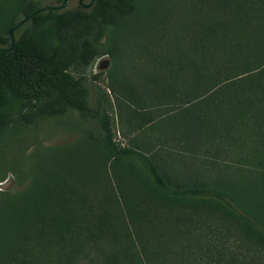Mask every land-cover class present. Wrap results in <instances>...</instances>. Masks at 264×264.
Returning <instances> with one entry per match:
<instances>
[{"label":"rangeland","instance_id":"rangeland-1","mask_svg":"<svg viewBox=\"0 0 264 264\" xmlns=\"http://www.w3.org/2000/svg\"><path fill=\"white\" fill-rule=\"evenodd\" d=\"M89 40L93 58L71 72L95 113L14 98L1 109L0 264H208L214 243L233 263L264 264L253 128L194 140L151 110L194 74L198 42L232 75L264 67V0H134Z\"/></svg>","mask_w":264,"mask_h":264},{"label":"trees","instance_id":"trees-1","mask_svg":"<svg viewBox=\"0 0 264 264\" xmlns=\"http://www.w3.org/2000/svg\"><path fill=\"white\" fill-rule=\"evenodd\" d=\"M133 6L134 0H95L88 8L77 2L71 8L36 12L41 7L25 0L11 10L0 4V48H4L0 51V125L5 120L1 109L12 98L44 104L50 110L70 107L84 115L95 113L71 70L93 58L89 36L95 27L115 22ZM21 12L27 19L14 31L12 44L9 29ZM197 44L200 56L191 58L194 74L178 79L172 102L158 100L151 110L157 118L171 120L178 135L186 138L216 141L251 126L257 144L264 145V75L260 73L264 67L232 75V66L219 60L213 44ZM244 83L251 87L243 88ZM148 87H143L142 95L149 96ZM216 245L205 249L208 264H243L222 257Z\"/></svg>","mask_w":264,"mask_h":264},{"label":"water","instance_id":"water-1","mask_svg":"<svg viewBox=\"0 0 264 264\" xmlns=\"http://www.w3.org/2000/svg\"><path fill=\"white\" fill-rule=\"evenodd\" d=\"M69 0H62V2H60L59 4H48V5H44L41 8H39L36 12H40V11H44L47 9H62L67 5V2ZM95 0H89V2L84 3V0H79V3L84 6V7H90ZM27 17L22 18L21 20H19L18 22H16L10 29H9V34L11 37V41L12 44L14 43L15 40V36H14V31L20 27L25 21H26ZM4 50V48H0V51Z\"/></svg>","mask_w":264,"mask_h":264},{"label":"flooded vegetation","instance_id":"flooded-vegetation-1","mask_svg":"<svg viewBox=\"0 0 264 264\" xmlns=\"http://www.w3.org/2000/svg\"><path fill=\"white\" fill-rule=\"evenodd\" d=\"M77 2H79V0L77 1ZM85 3V2H84ZM84 7V6H83ZM85 8H87V7H85Z\"/></svg>","mask_w":264,"mask_h":264}]
</instances>
